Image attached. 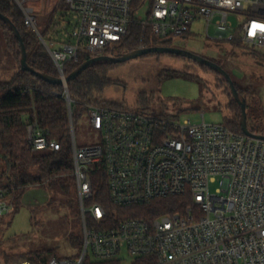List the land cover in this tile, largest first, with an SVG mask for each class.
<instances>
[{"label": "built area", "instance_id": "2783aa9c", "mask_svg": "<svg viewBox=\"0 0 264 264\" xmlns=\"http://www.w3.org/2000/svg\"><path fill=\"white\" fill-rule=\"evenodd\" d=\"M62 37L41 44L64 82L66 67L81 56H113L134 28L157 42L189 38L196 21L206 23V36L216 43H238L264 53V0H62ZM149 3L146 18L140 8ZM22 5V3L20 2ZM26 22L30 9L22 6ZM231 16L239 18L235 28ZM69 20H66L68 19ZM216 36L211 37L210 27ZM68 26L72 30H68ZM98 142L79 148L73 159L77 180L84 252L80 259L51 258L47 264L97 261L142 264H264V141L238 133L225 124H194L150 112L86 104ZM28 127L31 146L58 150L41 132ZM104 165L111 204L121 209L157 200L186 197L183 212L155 218L121 219L94 201L90 170ZM218 188L212 192L211 185ZM14 207L0 189V217ZM19 264H38L23 261Z\"/></svg>", "mask_w": 264, "mask_h": 264}, {"label": "rangeland", "instance_id": "374dc122", "mask_svg": "<svg viewBox=\"0 0 264 264\" xmlns=\"http://www.w3.org/2000/svg\"><path fill=\"white\" fill-rule=\"evenodd\" d=\"M24 8L30 9L34 21L26 22L40 41L44 31L64 10L62 0H25ZM22 9V8H21ZM149 3L140 8L139 16L146 18ZM63 14V13H62ZM59 26L46 41H58L64 22L57 17ZM66 20H69L66 19ZM235 28L239 18L231 16ZM68 30H72L68 26ZM59 32V35L56 33ZM211 37L216 36L214 25L210 27ZM44 38V37H43ZM171 46L183 49L217 62L232 77L235 86L246 93L249 110L248 127L264 135V53L262 49L237 46L233 43H216L206 36V23L196 21L191 27L189 38L172 40ZM176 71L174 77H160V73ZM19 72V64L9 57L4 31L0 27V81H10ZM112 85L97 97L102 104L126 109H137L143 99L146 108L175 117L180 122L191 120L194 124H225L235 118L238 111L232 106L233 97L224 78L214 71L204 70L195 62L168 55L147 56L132 60L108 70ZM74 138L79 148L98 142V134L91 129L88 116L74 127ZM73 141V136H72ZM73 146V144H72ZM218 188L211 185L212 192ZM46 187L28 188L23 197L21 209L16 213L0 217V264H19L30 260L36 252L53 251L50 258L78 260L84 252V245L75 246L71 236L83 234L81 218L75 222V211L63 202L64 197L53 200ZM72 200L68 198L67 201ZM80 214V202L78 208ZM84 236V235H83ZM26 255V257H24ZM23 256V257H22ZM28 256V257H27ZM89 261H97L89 253ZM122 264H133L134 259L125 256Z\"/></svg>", "mask_w": 264, "mask_h": 264}, {"label": "trees", "instance_id": "16d2710c", "mask_svg": "<svg viewBox=\"0 0 264 264\" xmlns=\"http://www.w3.org/2000/svg\"><path fill=\"white\" fill-rule=\"evenodd\" d=\"M18 1L22 2L25 0ZM60 11L64 13L65 8ZM0 13L8 17L20 31L27 48L29 65L41 73L58 77L54 62L39 41L37 34L28 28L26 16L17 1L0 0ZM62 13L61 15L56 14V16L63 19L64 14ZM56 18L50 22L44 31V39L52 35L51 33H54L56 27L59 26ZM0 27L4 31L9 57L15 59L17 64H19V72L10 81H0V189L7 191V196L12 200L14 207L13 213H16L21 209L23 197L28 188L35 186L46 187L53 195V200L58 199V197L65 198L63 202L65 201L72 207V210L75 211V222H79V194L73 159L70 112L65 98V90L63 86L46 83L37 76L23 72L20 67L21 48L19 41L14 36L10 26L2 20H0ZM63 33L64 31L61 29V35ZM56 35H59V32ZM170 42H157L154 46L172 47ZM148 43V34L138 28H134L128 36L125 45L117 49L115 55L131 53L140 49L143 44ZM232 43L237 46H247L237 41ZM148 56L163 55L152 54ZM168 56L182 58L174 55ZM89 59V56H81L80 61L68 65L65 72L70 75ZM120 65L122 64L98 63L83 72L77 79L68 83L75 131L80 121L87 116L86 104L94 103L104 107L121 108L102 104L97 99L98 96L104 93L106 88L113 84L108 76V70ZM199 66L204 70L213 71L206 66ZM178 74L176 71H166L160 73V77H174ZM236 88L240 96L247 100L246 93L241 88L237 86ZM140 101L144 104H141L136 110L167 117L163 112L159 114L146 108L147 101L146 103L143 99ZM232 106L238 113L235 118L227 121L225 125L235 132L242 133L240 125L241 109L234 100ZM248 110L249 104L247 100ZM30 125L34 126L35 133L41 132L48 141L59 143V149L52 150L48 147L35 150L30 143L28 131ZM250 130L263 135L256 130ZM89 173L94 191V201L103 204L121 219L128 217L148 219L183 212L190 203L186 197H171L157 200L149 206L121 209L111 204L105 166H95L91 168ZM68 198H72V200L68 202ZM70 240L75 246H81L84 243L82 233L71 236ZM52 254L53 251L36 252L30 256L33 258L31 262L47 264ZM84 264L122 263L119 261L100 262L86 259ZM135 264L142 263L137 262Z\"/></svg>", "mask_w": 264, "mask_h": 264}, {"label": "water", "instance_id": "95a60500", "mask_svg": "<svg viewBox=\"0 0 264 264\" xmlns=\"http://www.w3.org/2000/svg\"><path fill=\"white\" fill-rule=\"evenodd\" d=\"M19 6L22 8L20 2L16 0ZM0 20H2L5 24L9 25L12 29L14 36L17 38L20 44L21 48V59H20V67L23 72L30 73L34 76H37L38 78L42 79L44 82L52 84V85H59L63 86L64 82L61 78L49 76L47 74L41 73L37 71L36 69L32 68L28 63V55H27V48L25 46L23 37L20 33V31L17 29V27L13 24V22L6 16L0 13ZM152 54H160V55H174L177 57H182L187 60L193 61L201 66H206L213 70L214 72L221 75L226 83L229 85L232 97L234 101L238 104V106L241 109V129L242 132L254 139L263 140L264 141V135H260L257 133L252 132L248 127V113H247V100L240 96V93L238 89L235 86V83L230 76V74L219 64L215 63L212 60H209L203 56L197 55L195 53H192L187 50L178 49L174 47H168V46H153V47H147V48H140L136 51H133L131 53H126L122 55H113V56H101V57H95L92 59H89L85 63H83L81 66H79L73 73L68 75L66 78L65 83L68 84L70 81H73L77 79L83 72L86 70L92 68L98 63H110V64H125L127 62H130L135 59H139L148 55ZM69 96V93H68ZM72 101L69 96L68 98V107L70 112V122H71V131L72 136L74 139V121H73V112H72Z\"/></svg>", "mask_w": 264, "mask_h": 264}]
</instances>
